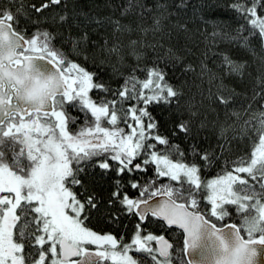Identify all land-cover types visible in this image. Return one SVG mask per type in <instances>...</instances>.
Wrapping results in <instances>:
<instances>
[{
    "label": "snow or ice",
    "instance_id": "1",
    "mask_svg": "<svg viewBox=\"0 0 264 264\" xmlns=\"http://www.w3.org/2000/svg\"><path fill=\"white\" fill-rule=\"evenodd\" d=\"M0 264H264V0H0Z\"/></svg>",
    "mask_w": 264,
    "mask_h": 264
},
{
    "label": "trees",
    "instance_id": "2",
    "mask_svg": "<svg viewBox=\"0 0 264 264\" xmlns=\"http://www.w3.org/2000/svg\"><path fill=\"white\" fill-rule=\"evenodd\" d=\"M216 18L215 15L213 14H209L208 15V19L209 21L211 20H214ZM207 30V35H208V40L205 41V43H202L200 46L201 48H204L205 44H208L209 46L211 45V34H212V31H213V25L211 24V22H209L207 25H201V30L204 31V30ZM208 56H209V66H212V50L210 48L209 52H208Z\"/></svg>",
    "mask_w": 264,
    "mask_h": 264
}]
</instances>
